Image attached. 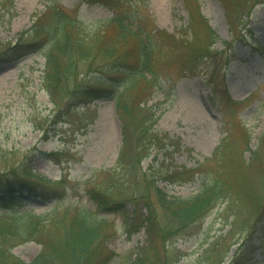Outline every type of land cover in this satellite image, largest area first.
Segmentation results:
<instances>
[{
  "label": "trees",
  "instance_id": "16d2710c",
  "mask_svg": "<svg viewBox=\"0 0 264 264\" xmlns=\"http://www.w3.org/2000/svg\"><path fill=\"white\" fill-rule=\"evenodd\" d=\"M190 1L195 13L189 15V25L198 22L204 33L195 31L191 25V39L180 42L192 52L183 72L188 77L200 73L199 64L215 54L211 50L215 34L200 14L197 1ZM221 1L228 10L229 20L240 15L232 12L238 9L241 0ZM79 2L100 4L111 15L103 20L86 21L78 14L79 6L68 9L56 0H49L43 11L35 15L30 28L21 34L14 50L26 53V48H32L43 52L41 85L50 101L60 109L66 108L65 112H69L73 101L83 106L101 97L113 101L121 131L116 165L104 171L107 190L96 189L89 180L77 183L66 176L51 180L34 173L27 163L0 171V264H107L115 253L106 246L107 230L112 229L106 214H121L126 221L131 220L130 227L134 230L144 224L147 245L135 252L127 264H174L181 253L171 245L174 238L221 204L227 205L224 212L230 211L232 219H225L229 227L212 241V249L226 240L233 243L235 236L244 231L248 230L249 234L251 226L246 225L257 222L264 212L261 204L264 161L240 158L232 151L233 142L239 139L226 133L213 155L203 160V165L195 169L178 167L167 161L179 149L178 142L153 129L158 115L153 114L146 102L159 84L157 70L164 60L165 47L176 45L179 38L153 24L147 0ZM12 3L13 0H3L2 9H11ZM248 7L243 11L247 12ZM218 97L225 115L235 119L242 103L232 102L223 92ZM87 112L80 114V118ZM249 135L246 129L242 133L245 145ZM153 151V161L161 160L160 172L151 175L152 165L143 170L142 162ZM261 157L264 159V153ZM221 158L233 164L226 167L222 162L218 167ZM209 161H214L215 166L207 165ZM247 165L251 167L250 174L245 172ZM119 172L126 178L119 176ZM195 174L200 182L197 191L189 197L169 196L156 185L158 180L186 183ZM86 184L89 185L85 194L93 209L64 203L70 191ZM31 198L57 204L49 212L36 213L26 208V201ZM127 201L133 205L131 216ZM29 241L40 245V251L30 262L10 253L14 246ZM216 248L209 252L204 264H220L224 254L213 256Z\"/></svg>",
  "mask_w": 264,
  "mask_h": 264
},
{
  "label": "rangeland",
  "instance_id": "374dc122",
  "mask_svg": "<svg viewBox=\"0 0 264 264\" xmlns=\"http://www.w3.org/2000/svg\"><path fill=\"white\" fill-rule=\"evenodd\" d=\"M56 1L68 9L79 6L78 14L86 21L103 20L111 15L100 4ZM196 1L215 34L211 46L215 54L199 64V74L183 77L192 52L180 42L191 39V25L195 31L204 33L198 22L189 25L188 17L191 12L195 13L194 4L190 0H147L153 24L179 38L176 45L165 47L164 60L157 70L159 84L146 102L153 114L158 115L153 129L178 142L179 149L173 152L172 159H167L178 167L195 169L203 165V160L213 155L226 133L239 139L233 142L232 151L240 158L264 161L261 157L264 153V0H241L238 9L232 12L240 15L233 20L228 19V10L221 0ZM2 2L0 0V171L27 163L34 173L51 180L63 176L77 183L89 180L96 189L107 190L104 171L115 167L121 147L120 123L113 101L101 97L86 106L73 101L68 113L64 111L66 108L54 105L41 85L45 66L43 52L32 48H26V53L14 50L21 41V34L30 28L35 15L43 11L49 0H13L11 9H2ZM248 6L246 14L243 9ZM222 88L234 102H243L235 119L225 115L218 94L213 93ZM86 110L88 112L80 118ZM245 129L250 134L246 145L242 139ZM153 153L142 162L143 170L152 165L151 175L160 172L161 159L153 161ZM222 162L226 167L233 164L221 158L218 167ZM207 165L214 167L215 162L209 161ZM246 167V174H250L251 167ZM197 175L182 184L158 180L156 185L169 196L189 197L198 189ZM88 185L70 191L64 203L73 202L93 209L85 194ZM56 204L31 198L26 201V208L46 213ZM261 204L264 210V200ZM126 208L130 214L133 210L130 201L126 202ZM226 208V204L213 208L174 238L171 245L181 252L174 264L206 262L209 252L217 247L216 244L212 249V241L227 230L226 220L232 219L230 211L224 212ZM141 213L144 217L146 209ZM106 216L112 224V229L107 230L106 246L115 253L107 264H127L135 252L147 245L144 224L134 230L130 227L131 220L126 221L121 214ZM246 226H251L249 234L248 230L244 231L235 236L234 243L226 240L216 248L213 256L224 254L220 264H264V212L261 219ZM39 251L40 245L31 241L10 249L11 254L25 262H30Z\"/></svg>",
  "mask_w": 264,
  "mask_h": 264
}]
</instances>
